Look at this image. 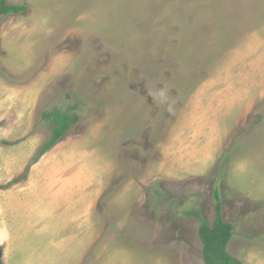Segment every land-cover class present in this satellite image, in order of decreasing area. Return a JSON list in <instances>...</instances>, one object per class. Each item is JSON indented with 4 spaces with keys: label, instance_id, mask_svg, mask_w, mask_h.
Returning a JSON list of instances; mask_svg holds the SVG:
<instances>
[{
    "label": "rangeland",
    "instance_id": "1",
    "mask_svg": "<svg viewBox=\"0 0 264 264\" xmlns=\"http://www.w3.org/2000/svg\"><path fill=\"white\" fill-rule=\"evenodd\" d=\"M7 2L2 263L205 264L219 212L264 264V0Z\"/></svg>",
    "mask_w": 264,
    "mask_h": 264
},
{
    "label": "trees",
    "instance_id": "2",
    "mask_svg": "<svg viewBox=\"0 0 264 264\" xmlns=\"http://www.w3.org/2000/svg\"><path fill=\"white\" fill-rule=\"evenodd\" d=\"M25 10H27L26 5L11 4L7 0H0V17L18 14ZM42 117L43 119H51L53 125L51 126V135L33 159L34 162L63 138L74 120L73 115L59 110L45 112ZM2 143L12 144V142L6 140L2 141ZM220 207L221 203H217V209H220ZM198 235L202 242V255L205 264H242L227 250L228 242L233 235V225L231 222L224 221L219 212L212 226H209L205 221L200 223Z\"/></svg>",
    "mask_w": 264,
    "mask_h": 264
},
{
    "label": "crops",
    "instance_id": "3",
    "mask_svg": "<svg viewBox=\"0 0 264 264\" xmlns=\"http://www.w3.org/2000/svg\"><path fill=\"white\" fill-rule=\"evenodd\" d=\"M45 13V12H44ZM9 15H11V14H9ZM9 15H6V16H9ZM4 41V40H3ZM3 41H0V49L4 52V50H5V53L7 54L8 53V51L6 50V49H8L9 50V45H11V44H8L7 43V41L8 40H6L5 41V44H4V42ZM2 46H3V48H2ZM7 46V48H5ZM4 49V50H3ZM7 69H9V68H7ZM37 74V73H36ZM17 139H20V137L19 138H17ZM21 142V141H20Z\"/></svg>",
    "mask_w": 264,
    "mask_h": 264
},
{
    "label": "water",
    "instance_id": "4",
    "mask_svg": "<svg viewBox=\"0 0 264 264\" xmlns=\"http://www.w3.org/2000/svg\"><path fill=\"white\" fill-rule=\"evenodd\" d=\"M1 258H2V249L0 248V264H3Z\"/></svg>",
    "mask_w": 264,
    "mask_h": 264
}]
</instances>
